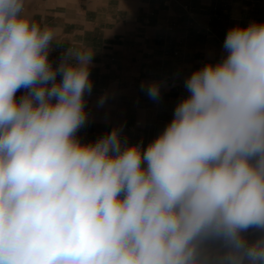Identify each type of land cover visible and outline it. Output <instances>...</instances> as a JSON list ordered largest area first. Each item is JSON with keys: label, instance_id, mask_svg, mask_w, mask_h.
<instances>
[{"label": "clouds", "instance_id": "obj_1", "mask_svg": "<svg viewBox=\"0 0 264 264\" xmlns=\"http://www.w3.org/2000/svg\"><path fill=\"white\" fill-rule=\"evenodd\" d=\"M59 33L0 0V264H264V22L228 30L146 148L80 140L96 49L54 66Z\"/></svg>", "mask_w": 264, "mask_h": 264}, {"label": "crops", "instance_id": "obj_2", "mask_svg": "<svg viewBox=\"0 0 264 264\" xmlns=\"http://www.w3.org/2000/svg\"><path fill=\"white\" fill-rule=\"evenodd\" d=\"M42 23L60 29L64 46L53 45L49 59L59 63L64 47L96 49L86 95L88 120L77 135L94 142L121 127V137L142 147L171 121L177 103L188 96L184 81L206 62L224 55L228 30L264 22V0H26ZM158 81V100L142 83ZM21 89L17 99L24 94ZM106 97L101 105L99 100ZM250 239L259 235L250 230Z\"/></svg>", "mask_w": 264, "mask_h": 264}]
</instances>
